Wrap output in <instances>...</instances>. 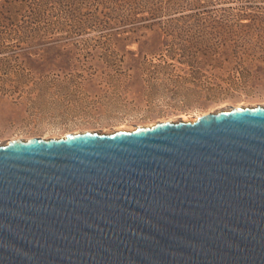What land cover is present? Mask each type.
Returning a JSON list of instances; mask_svg holds the SVG:
<instances>
[{
	"label": "water",
	"instance_id": "water-1",
	"mask_svg": "<svg viewBox=\"0 0 264 264\" xmlns=\"http://www.w3.org/2000/svg\"><path fill=\"white\" fill-rule=\"evenodd\" d=\"M0 264H264V105L0 143Z\"/></svg>",
	"mask_w": 264,
	"mask_h": 264
},
{
	"label": "rangeland",
	"instance_id": "rangeland-1",
	"mask_svg": "<svg viewBox=\"0 0 264 264\" xmlns=\"http://www.w3.org/2000/svg\"><path fill=\"white\" fill-rule=\"evenodd\" d=\"M69 1L73 18L85 21V32L73 38L57 32L53 39L64 38L21 52L15 62L20 66L14 64L0 83V143L108 133L221 108L264 105V0L253 1L261 5L258 11L240 16L234 0H205L207 8H217L203 16L167 23L165 18L176 14H166L160 26H144V20L135 26L115 24L103 33L89 27V6ZM137 2L147 6L155 0ZM60 8L48 6L46 20L65 15ZM201 17L224 24L213 28L223 43L213 34L193 43L184 56H168L161 43L173 40L166 33L180 32Z\"/></svg>",
	"mask_w": 264,
	"mask_h": 264
},
{
	"label": "trees",
	"instance_id": "trees-1",
	"mask_svg": "<svg viewBox=\"0 0 264 264\" xmlns=\"http://www.w3.org/2000/svg\"><path fill=\"white\" fill-rule=\"evenodd\" d=\"M77 1L81 2L84 6H89L93 10V13L88 16L89 27L100 31V33L115 27V24H130L131 26H135L139 22L143 23L144 20L148 22V24L144 22V26H160L162 15L176 14L165 18L167 19V23H172L185 17L194 18L200 16L201 13L203 16L204 13L209 14V12L217 8H207L205 0H155L152 5L147 6H140L137 0ZM234 1L237 2V6L235 7L238 10V13H236L238 16L244 15V12L247 10L258 11L257 9L261 8L260 4L253 2L254 0ZM51 5L60 6L59 12L65 15L56 16L55 20L52 18L46 20L47 16H44L43 13ZM71 5L69 0H0V83H3L5 80L4 75L11 72L15 66L14 64H17L15 62L19 60L21 52L25 53L24 51H28L31 53V49L34 46H44L64 38L53 39L54 33L57 32L59 33L58 36L67 35L66 37L72 38L85 32V21L73 18ZM228 7L230 8L231 5ZM138 13H145L147 16H137ZM60 17H63L64 20L59 21ZM207 18L201 17L199 18L200 21L197 20L192 25L186 23V29H182L180 32H167L166 35L171 37L173 44H170L168 39H165L161 43L167 51L166 54L171 57H176L178 54L179 56H184L189 49L195 47L196 42L207 39V37L210 38L213 34L214 37L220 39L219 41L222 42L220 32H217L213 28L216 26L221 27L224 24ZM68 21H73L75 24L68 23ZM67 24L69 27L65 28L64 26ZM176 38L179 39V42H177ZM17 65L20 66V63Z\"/></svg>",
	"mask_w": 264,
	"mask_h": 264
},
{
	"label": "bare ground",
	"instance_id": "bare-ground-1",
	"mask_svg": "<svg viewBox=\"0 0 264 264\" xmlns=\"http://www.w3.org/2000/svg\"><path fill=\"white\" fill-rule=\"evenodd\" d=\"M254 106H256V105H250V106H236V107H229V108H221L220 110H216V111H209L208 113H217V112H219V111H226V110H229L230 108H237V107H243V108H245V107H254ZM197 111V110H196ZM200 116V115H199ZM199 116H197V117H191V118H184V119H177V120H169V122H187V121H193V120H195V119H197ZM149 125H151V124H149ZM130 128H132V127H130ZM130 128H128V127H121V128H119V129H130ZM22 139V138H21ZM13 140H16V139H13ZM13 140H9V141H13ZM8 142V141H7Z\"/></svg>",
	"mask_w": 264,
	"mask_h": 264
}]
</instances>
